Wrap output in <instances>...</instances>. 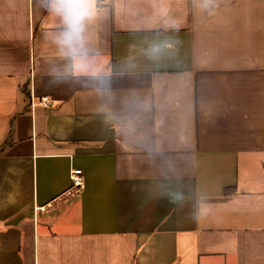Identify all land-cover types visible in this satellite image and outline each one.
Listing matches in <instances>:
<instances>
[{
	"label": "crops",
	"instance_id": "obj_1",
	"mask_svg": "<svg viewBox=\"0 0 264 264\" xmlns=\"http://www.w3.org/2000/svg\"><path fill=\"white\" fill-rule=\"evenodd\" d=\"M94 9L0 0V264H264V0Z\"/></svg>",
	"mask_w": 264,
	"mask_h": 264
},
{
	"label": "clouds",
	"instance_id": "obj_2",
	"mask_svg": "<svg viewBox=\"0 0 264 264\" xmlns=\"http://www.w3.org/2000/svg\"><path fill=\"white\" fill-rule=\"evenodd\" d=\"M213 0H204V6ZM95 0H47L50 12L59 16L65 30L57 37V43L66 46L68 53L75 57L83 44V33L88 20L94 14Z\"/></svg>",
	"mask_w": 264,
	"mask_h": 264
},
{
	"label": "built area",
	"instance_id": "obj_3",
	"mask_svg": "<svg viewBox=\"0 0 264 264\" xmlns=\"http://www.w3.org/2000/svg\"><path fill=\"white\" fill-rule=\"evenodd\" d=\"M39 104L43 107H50L53 104V100L49 96H42L40 98ZM32 105L34 106L35 103H32ZM70 176L72 180V189L77 191L81 190L85 184L83 169L77 167L72 168Z\"/></svg>",
	"mask_w": 264,
	"mask_h": 264
}]
</instances>
